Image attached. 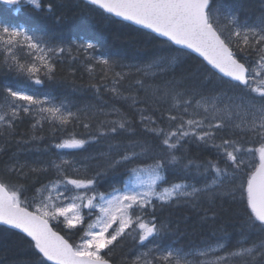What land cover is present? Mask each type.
I'll use <instances>...</instances> for the list:
<instances>
[{
  "label": "snow or ice",
  "instance_id": "snow-or-ice-1",
  "mask_svg": "<svg viewBox=\"0 0 264 264\" xmlns=\"http://www.w3.org/2000/svg\"><path fill=\"white\" fill-rule=\"evenodd\" d=\"M86 2L108 17L121 18L122 24L131 22L166 38L165 43L180 46L177 52L199 54L206 64L185 79L203 74L211 83L214 76L223 75L211 91L169 81L143 101L131 89H125V96L121 88L127 74L115 72L116 61L96 54L95 39L69 42L62 34L20 22L27 11L63 23L66 17L56 0H0V70L16 77L15 83L0 89V135H14L16 122L31 117L32 135L24 143L43 139L36 132L45 123L53 135L67 136L53 143V149L88 151L86 146L112 141L107 151L81 161L57 153L55 159L29 165L10 156L0 169V224L24 234L38 264H117L114 254L129 241L142 250L122 256L118 264H264V3L249 22L226 0ZM73 51L100 67L99 76L93 77L99 82L89 86L128 102L131 111L115 106L109 111L103 106L74 111L41 91L46 83L58 82V63L65 57L77 60ZM175 60H155L147 69L165 70ZM74 76L75 68L70 67L64 79ZM135 84L137 91L145 88L142 80ZM77 125L85 131H68ZM190 144L215 158L189 157ZM4 151L0 147V153ZM120 169L126 179L115 186L109 178ZM170 169H195L201 186L170 183L165 175ZM41 174L51 178L35 188L38 180L32 178ZM106 182L109 190L101 191ZM30 187L35 193L31 196ZM237 193L247 234L241 232L243 238L233 250L219 244L226 255H217L208 245L198 256L211 254L213 259H189L195 254L162 244L172 229L158 220L157 203L195 207L201 200L224 196L237 200ZM253 234L255 240L250 239Z\"/></svg>",
  "mask_w": 264,
  "mask_h": 264
},
{
  "label": "trees",
  "instance_id": "trees-1",
  "mask_svg": "<svg viewBox=\"0 0 264 264\" xmlns=\"http://www.w3.org/2000/svg\"><path fill=\"white\" fill-rule=\"evenodd\" d=\"M226 2L234 12L239 14L242 21L248 19L251 22L259 14L260 6L264 0H226ZM56 3L62 5L60 11L66 17L63 23H56L53 19L41 18L27 11L20 22L23 23L27 20L34 26L48 30L50 34H62L69 42L95 39L99 44L96 54L99 56L103 53L109 59L116 61L118 66L115 67V72L127 74V79L122 81L123 87L121 88L125 96L129 95L125 89H131V94L143 101L151 97L153 90L166 87L169 81H181L185 87L198 86L205 91H211L218 82L219 76H214L212 82L209 83L204 80L203 74H199L194 80L185 79L193 69L201 67L205 63L188 52H177L176 47L170 43H165L164 40L155 35L125 22L122 24L82 0H56ZM72 55L77 56V60L72 61L70 57H65L62 63H58V82L46 83L41 88L42 92L50 93L57 103L61 101L67 103L74 111L76 108H99L101 106L105 107V111H109L112 106L120 111H131L128 102L115 98L112 93L103 90L99 94L96 93L89 85L99 82L93 77L99 76L100 67L94 66V62L85 60L82 54L73 51ZM173 57L176 60L166 65L165 70L147 69V66L155 60H170ZM70 67L75 68V76L65 80L67 70ZM88 67L93 68L91 74ZM145 70H148L147 75L144 74ZM73 80L74 83H72ZM136 80L144 81L145 88L137 91ZM15 82L14 74L0 70V89L4 85ZM104 83H108V81H104ZM35 87L40 88V86ZM2 102L3 100L0 98V104ZM137 106L144 107L145 105L139 104ZM111 118L114 119L115 117ZM34 122L31 117H25L16 122L14 135H0V147L5 149L4 152L0 153V169L13 155L21 163L29 165H37L38 162L55 159L57 153L65 159L81 161L85 156H94L100 151H107L108 143H112V141L102 140L98 144L86 146L88 151L53 149L51 148L53 143H58L61 139H66L67 136L61 132L53 135L46 123L43 130L36 132V135L43 137V139L24 143L23 141L29 140L32 135L31 124ZM68 131H75L79 134L85 130L77 125L75 128L70 126ZM149 140L151 143H155L150 138ZM187 155L197 161L215 158L209 150L196 144L188 145ZM146 162L151 163L150 160ZM89 163H95V161H89ZM165 175L170 183L186 181L195 184L197 187L202 184L195 169H170ZM48 178L51 177H46L43 174L39 177H33V181L38 180L35 182V188H39L42 183H47ZM124 179H126L125 171L120 169L114 177L109 178V182L115 186H120ZM20 182L24 183L23 180ZM106 190H109V183L107 182L101 187V191ZM34 194V189L30 187L28 195ZM238 197L239 193H237V200L228 196L217 198L212 202L201 200L195 207L183 202L166 205L157 203L156 215L158 220L167 222L172 229L162 244L183 248L194 253L195 255L189 259L210 260L198 256V253L208 245L220 250L217 255H226V252L219 248V244H224L228 250H233L237 242L243 238L241 232L247 234V228L240 219L241 205ZM256 238V234L250 236L252 240ZM249 246L251 245L249 244ZM140 250L142 249L129 241L122 252L117 250L114 259L118 264L122 256H130ZM209 257L212 258L213 256L210 254ZM0 264H38V262L34 250L29 246L25 236L0 226Z\"/></svg>",
  "mask_w": 264,
  "mask_h": 264
},
{
  "label": "water",
  "instance_id": "water-1",
  "mask_svg": "<svg viewBox=\"0 0 264 264\" xmlns=\"http://www.w3.org/2000/svg\"><path fill=\"white\" fill-rule=\"evenodd\" d=\"M82 1L86 2V0H82ZM86 3H87V2H86ZM101 11H102V10H101ZM113 18L117 19L118 21L121 20V18H118V17H113ZM125 23L130 24V25H132V26H134V27H136V28H138V29L144 30V31H146V32H148V33H150V34H152V35H155L156 37H158V38L161 39V40H164V41L166 40V38H164V37H159L158 34L151 33V30H149V29H144V28H142V26L132 24L131 22H125ZM174 46H175L176 48H179V47H180V46H176V45H174ZM183 51L188 52V53H190V54L196 56L197 58H199L201 61H203V58L200 57L199 54H197V53H193V52H191V50H189V49H184ZM203 62L206 64V61H203ZM209 67H211V66H209ZM214 71H215V70H214ZM222 75H223V74H218V76H222ZM224 79L227 80L228 78H227V77H224ZM0 226L5 227V228H8V229H10V230H12V231H14V232H17V233H19V234H21V235H24V234L21 233L20 230H18V229H11L10 226L2 225V224H0Z\"/></svg>",
  "mask_w": 264,
  "mask_h": 264
},
{
  "label": "rangeland",
  "instance_id": "rangeland-1",
  "mask_svg": "<svg viewBox=\"0 0 264 264\" xmlns=\"http://www.w3.org/2000/svg\"><path fill=\"white\" fill-rule=\"evenodd\" d=\"M2 103H3V102H2ZM71 150H72V149H71ZM219 251H220V250L217 249V253H218ZM205 258H209V259L211 260V259H213L214 257L211 258V257L207 256V257H205Z\"/></svg>",
  "mask_w": 264,
  "mask_h": 264
}]
</instances>
